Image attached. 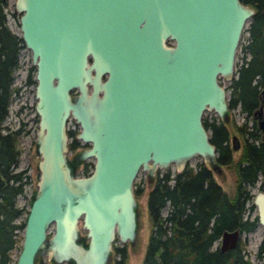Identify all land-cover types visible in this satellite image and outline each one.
<instances>
[{
	"label": "water",
	"instance_id": "95a60500",
	"mask_svg": "<svg viewBox=\"0 0 264 264\" xmlns=\"http://www.w3.org/2000/svg\"><path fill=\"white\" fill-rule=\"evenodd\" d=\"M34 68L38 171L13 264H111L113 241L133 246L139 170L151 181L198 157L220 173L203 124L228 120L226 85L255 8L240 0H13ZM84 145L67 157L66 122ZM259 125H262L258 121ZM232 149L238 140L231 135ZM92 158L85 175L76 166ZM0 175V186L3 185ZM252 204L264 239V183ZM80 229L84 232L81 233ZM242 231L223 229L220 252Z\"/></svg>",
	"mask_w": 264,
	"mask_h": 264
},
{
	"label": "trees",
	"instance_id": "16d2710c",
	"mask_svg": "<svg viewBox=\"0 0 264 264\" xmlns=\"http://www.w3.org/2000/svg\"><path fill=\"white\" fill-rule=\"evenodd\" d=\"M240 1L253 6L255 12L245 28L246 41L240 45L248 58L243 56V62L229 84L228 106L238 104L240 111L249 113L256 104L257 90L253 78L264 75V0ZM6 5L7 0H0V121L7 113L15 90L11 86L13 72L18 65V53L24 47L19 35L6 24ZM32 71L33 66H29L26 82L34 83ZM203 124L215 145L217 163L229 164L231 153L226 142L225 125L214 117H204ZM234 126L242 133L241 125ZM18 131L9 129L0 133V175L4 180L0 186V264H9L10 250L20 240L15 229L22 227V222L14 221L21 211V207L15 205V197L22 191L23 184L21 173L12 171L19 151ZM250 134L255 136L251 131ZM73 145L70 140L68 146ZM234 168L237 185L232 197L221 190L210 169L200 159L194 166L186 164L180 172L170 174L168 170L160 174L156 171L146 194L150 230L141 264H253L243 256L239 243L225 252H220L217 246L212 247V243L223 229L237 227L240 231H249L256 226V216L250 219L243 213L244 203L249 198L246 186L253 184L258 172L264 178V146L245 141ZM87 169L85 167L84 172ZM142 190V184L133 183L136 197ZM114 249L119 254L115 264H127L122 249ZM256 256L259 264H264V239L257 247ZM35 264L46 263L40 257Z\"/></svg>",
	"mask_w": 264,
	"mask_h": 264
},
{
	"label": "rangeland",
	"instance_id": "374dc122",
	"mask_svg": "<svg viewBox=\"0 0 264 264\" xmlns=\"http://www.w3.org/2000/svg\"><path fill=\"white\" fill-rule=\"evenodd\" d=\"M13 0H7V5L4 7L6 24L9 29L19 35L18 29V13L13 10L12 6ZM249 20H247L242 29L239 43L236 47L235 57H234V71L233 76H236V69L243 62L242 51L240 45L246 41L247 31L245 28L248 26ZM263 34H264V26H263ZM248 57L245 54L246 59ZM29 66H32L30 63V51L22 47L18 53V65L13 72V81L12 88H14V92L11 95V100L9 102L7 113L0 121V131L3 133L7 131V129L15 130L18 129V138H17V148H18V156L17 163L12 167V171L20 172L22 179V191L18 193L15 197V205L19 208L21 207V211L19 215L14 219L15 222L20 223L23 221L26 208L28 206L30 194L32 190L36 186V179L38 177V171L35 168L36 160L38 159V155L34 151V138L35 131L37 128V115L33 108V103L35 101L34 97V83L26 82L25 76ZM33 72V71H32ZM220 82L223 85H226V95L229 94L228 81L220 78ZM230 123L226 124L228 128V144L230 145V135L236 134L239 140V147L235 150L231 151L232 160L229 164H222L220 173H215L212 171V177L215 182L218 183L221 190L228 196L231 197L234 195L235 191V182H236V172L234 168L235 160L240 153V147L242 143L241 136L235 131L234 127L231 125L239 124L243 120V113H241L237 107L230 108L228 110ZM203 117H207L211 119L214 117L217 119L216 115L212 111H205L202 115ZM66 128L69 130V134L73 137L74 134L78 130V125L76 122L69 117L66 122ZM71 140V137H68V141ZM78 140V139H77ZM80 140H78L79 142ZM80 143V142H79ZM84 145L82 144H74L73 147H69L66 154L67 157L70 158L75 152L80 150ZM199 160L198 157H193L188 160V166H194L195 162ZM92 158H85L83 161L79 162L76 166V173L80 175L84 172L85 167H91ZM174 171L173 167L170 168V174ZM145 172L139 170L134 178V182H139L143 186V190L141 194H139L137 199V207L139 209V228L137 233V240L133 246H130L126 241L119 242L116 238L113 241L112 253H111V264H115V259L119 258V254L115 252L114 247L121 248L125 255V261L127 264H141L144 248L147 242V237L150 230V223L147 217L146 211V194L149 189V184L146 182ZM261 185V178H257L254 183L248 188L249 198L245 202V210L243 215L247 218H253L256 216L255 206L252 204V196L256 190L259 189ZM167 206L164 207V211ZM15 231L16 237L19 238L21 236V228H16ZM80 232L83 233L84 230L80 229ZM262 229L256 223V226L249 231H242L239 238L238 243L243 253L244 257H247L253 264H259V259L256 256V251L259 243L262 240ZM19 241L17 240L14 246L11 248L10 252V261L9 264H12L14 258L17 254L19 248ZM237 243V244H238ZM219 244V239L214 241L213 246H217ZM42 259L46 264H51L47 262L43 257ZM65 264V263H60Z\"/></svg>",
	"mask_w": 264,
	"mask_h": 264
},
{
	"label": "flooded vegetation",
	"instance_id": "af4514ba",
	"mask_svg": "<svg viewBox=\"0 0 264 264\" xmlns=\"http://www.w3.org/2000/svg\"><path fill=\"white\" fill-rule=\"evenodd\" d=\"M264 26V25H263ZM262 34H263V30H262ZM263 36H264V34H263ZM245 54L246 53H242V58H243V56H245ZM248 58V57H247ZM246 58V59H247ZM235 76H232V79L234 78ZM256 77H258V78H256ZM253 82H255L256 83V85H255V87H256V90H257V93H256V104L253 106V108H252V110L249 112V113H245V112H242V111H240L239 110V105L238 104H236V105H234L233 107H229L228 106V110L230 109V108H234V107H237L238 108V110L241 112V113H243V120L239 123V124H237V125H241L242 126V129H241V131H242V133H239V131L237 130V128L234 126L235 124L234 123H232L231 125L234 127V129H235V131L241 136V138H242V143H241V147H240V153H241V149H242V147H243V144L245 143V141H251V142H253V143H255V145H259V144H262L263 146H264V75L263 76H255L254 78H253ZM231 83V80L228 82V87H229V84ZM226 100H227V105H228V103H229V95H226ZM230 104V103H229ZM258 121L259 122H261V124L262 125H259L258 124ZM220 122H222V121H220ZM224 125H225V127H226V124H228V123H230V120H229V114H228V120L226 121V122H222ZM0 129H1V127H0ZM226 129H227V138H226V142H227V144H228V137H229V134H228V128L226 127ZM9 129H7V131H8ZM250 131L252 132V133H254L255 134V136L254 135H251L250 134ZM6 132V131H5ZM5 132H3V133H5ZM0 133H2L1 131H0ZM75 135V134H74ZM232 135V134H231ZM231 135H230V145L228 144V147L230 148V153H231V151L232 150H235V149H237L238 147H239V140H238V136H236V138H237V140H238V146H237V148H235V149H232V146H231V144H232V141H231ZM236 135V134H235ZM68 137H71V141H73L74 142V144H76L77 145V143L78 144H82V145H86V144H83L82 142H78V140H77V138L75 137V136H71V134L70 135H68ZM69 142V141H68ZM69 147V146H68ZM240 153H239V155H240ZM231 155V154H230ZM238 155V156H239ZM238 156H237V159H238ZM237 159L235 160V161H237ZM231 160H232V157H231ZM203 162V161H202ZM217 162V161H216ZM218 164V163H217ZM206 165V164H205ZM218 165H222V164H218ZM207 166V165H206ZM208 167V166H207ZM90 168L91 167H89L88 169H87V171H85V172H83V173H81L80 175H85V174H87L88 172H89V170H90ZM209 168V167H208ZM210 169V168H209ZM210 171H211V173H212V170L210 169ZM155 175H156V173H155ZM155 175H154V177H155ZM154 177H153V179H154ZM261 178V185L259 186V189H261L262 188V185H263V183H264V178H262V175H261V173H259L258 172V174L256 175V179L257 178ZM153 179L151 180V181H148V180H146V182L149 184V182L151 183L152 181H153ZM215 181V180H214ZM217 183V182H216ZM254 183V182H253ZM218 184V183H217ZM236 185H237V182H235V189H236ZM250 185H252V184H250ZM250 185H247V186H250ZM247 186H246V188H247ZM247 190H248V188H247ZM232 197V196H231ZM247 201V200H246ZM245 201V202H246ZM244 206H245V203H244ZM216 241V240H215ZM214 243V242H213ZM213 243H212V247H215V246H213Z\"/></svg>",
	"mask_w": 264,
	"mask_h": 264
}]
</instances>
